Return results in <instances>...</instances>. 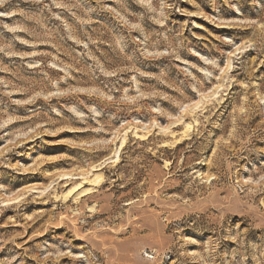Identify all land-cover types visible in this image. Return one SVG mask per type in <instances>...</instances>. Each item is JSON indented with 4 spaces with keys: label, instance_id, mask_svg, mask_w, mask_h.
<instances>
[{
    "label": "rangeland",
    "instance_id": "rangeland-1",
    "mask_svg": "<svg viewBox=\"0 0 264 264\" xmlns=\"http://www.w3.org/2000/svg\"><path fill=\"white\" fill-rule=\"evenodd\" d=\"M0 264H264V0H0Z\"/></svg>",
    "mask_w": 264,
    "mask_h": 264
}]
</instances>
